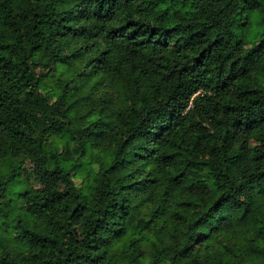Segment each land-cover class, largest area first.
Masks as SVG:
<instances>
[{"label": "trees", "instance_id": "trees-1", "mask_svg": "<svg viewBox=\"0 0 264 264\" xmlns=\"http://www.w3.org/2000/svg\"><path fill=\"white\" fill-rule=\"evenodd\" d=\"M0 264H264V0H0Z\"/></svg>", "mask_w": 264, "mask_h": 264}, {"label": "rangeland", "instance_id": "rangeland-1", "mask_svg": "<svg viewBox=\"0 0 264 264\" xmlns=\"http://www.w3.org/2000/svg\"><path fill=\"white\" fill-rule=\"evenodd\" d=\"M45 82L49 85H52L53 83H55V78H48L45 80ZM95 152H96V156L99 159H102L104 157H109L110 150L108 148H97ZM92 166L97 170L99 167V164L93 163ZM73 177L76 180V183L82 186V179L77 176V171L73 173ZM33 186L37 187V184H34ZM181 198L183 197L181 196ZM167 220L165 221L163 219V221H160L161 224L157 228L148 229L145 232V234L142 235L143 240L141 241V244L144 248V254H145L146 260H149L151 256L153 255L156 244L158 245V247L161 248L164 245H167L169 243L170 241L169 231L172 230L173 227L179 225L181 222V220H179L177 216H172L171 219H167ZM199 236L200 237L196 241H199L200 239H202L203 232H201ZM125 246H126L125 243H123L116 248V251H117L116 258L120 260V262L127 260L124 255Z\"/></svg>", "mask_w": 264, "mask_h": 264}]
</instances>
